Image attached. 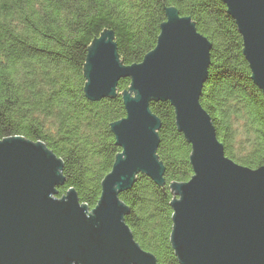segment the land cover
Here are the masks:
<instances>
[{
	"label": "water",
	"instance_id": "water-1",
	"mask_svg": "<svg viewBox=\"0 0 264 264\" xmlns=\"http://www.w3.org/2000/svg\"><path fill=\"white\" fill-rule=\"evenodd\" d=\"M243 37L253 82L264 93V0H223ZM156 48L125 66L112 31L89 48L85 94L100 102L122 93L126 115L111 125L121 149L102 182L96 207L81 205L64 184L63 162L41 142L0 141V264H158L140 247L124 218L120 195L139 174L163 185L157 157L160 119L151 102H169L191 145L193 176L173 184L171 243L180 264H264V166L251 169L225 155L210 115L200 104L212 44L192 19L166 12Z\"/></svg>",
	"mask_w": 264,
	"mask_h": 264
},
{
	"label": "trees",
	"instance_id": "trees-1",
	"mask_svg": "<svg viewBox=\"0 0 264 264\" xmlns=\"http://www.w3.org/2000/svg\"><path fill=\"white\" fill-rule=\"evenodd\" d=\"M169 8L191 18L212 44L200 104L226 157L251 169L264 166V93L223 0H0V141L22 137L56 155L63 162L59 199L73 190L81 205L94 209L121 153L111 125L126 115L122 93L130 80L119 82L114 97L89 101V48L112 31L120 61L139 64L156 48ZM150 110L161 122L157 157L165 183L139 174L120 195L129 208L124 221L158 264H180L171 243L172 185L192 178V148L169 102H151Z\"/></svg>",
	"mask_w": 264,
	"mask_h": 264
},
{
	"label": "rangeland",
	"instance_id": "rangeland-1",
	"mask_svg": "<svg viewBox=\"0 0 264 264\" xmlns=\"http://www.w3.org/2000/svg\"><path fill=\"white\" fill-rule=\"evenodd\" d=\"M173 193L175 194V190H173ZM175 196H176V194H175ZM59 199V198H58Z\"/></svg>",
	"mask_w": 264,
	"mask_h": 264
}]
</instances>
